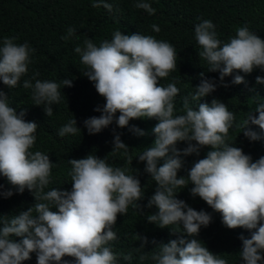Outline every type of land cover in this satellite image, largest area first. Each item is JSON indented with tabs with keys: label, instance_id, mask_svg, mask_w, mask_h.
<instances>
[{
	"label": "clouds",
	"instance_id": "obj_1",
	"mask_svg": "<svg viewBox=\"0 0 264 264\" xmlns=\"http://www.w3.org/2000/svg\"><path fill=\"white\" fill-rule=\"evenodd\" d=\"M92 6H103L109 12L113 7L105 0H96ZM135 7L149 15L156 11L145 0L137 2ZM151 28L160 31L156 24ZM194 31L202 49L199 57L207 61L208 72L219 73L222 86H229L224 79L234 71L244 74H251L256 68L264 71V39L250 32L247 26L236 28L235 35L227 42L218 39L210 20L196 24ZM75 33L74 28H68L67 35L61 39L67 40ZM14 40L4 37L0 41V81L10 89L27 74L35 52L27 42L17 44ZM74 51L86 68L82 74L94 83L97 93L105 100L102 108L95 109L101 115L83 122L89 135L100 133L113 122L124 128L133 119L158 121L152 129L153 144L138 156L139 161L146 162L144 170L157 185L146 207L155 206L158 211L148 215L147 220L178 235L177 239L141 254L140 261L150 258L154 264H228L227 259L209 251L196 238L201 227L212 222V214L197 211L177 198L176 190L191 184V195L199 196L214 212L220 213L225 227L249 230L250 238L239 237L242 241L239 256L244 264H264V156L253 162L241 148L226 142L235 120L227 105L213 99L210 105L199 103L198 110H193L185 98L183 114L175 115L174 99L180 90L175 82L164 86L160 80L176 69V49L152 35H126L116 30L111 40L97 45L87 38L83 47L77 45ZM38 75L24 80L23 88L32 90L34 105H43L46 116L50 117L52 105L61 100V85L72 87V80L42 81L36 79ZM200 76L194 100L208 96L217 88L215 80L208 79L204 73ZM231 83L247 82L237 74ZM256 83L264 84V77L257 76ZM254 111L258 116L250 112L241 126L250 141L261 139L259 133L248 127L250 124L264 132V102H258ZM25 114L23 111L17 114L9 106L5 92L0 90V174L18 193L27 189L35 199L32 206L10 219L0 215V264H22L31 258V253H36L37 264H117L118 256L131 261V252L114 253L110 242L118 238L113 230L118 214L126 215L130 205L140 209L137 202L144 197L140 180L128 168L111 166L106 158L90 153L84 158L68 160L70 191L59 188L45 191L54 164L48 154L31 150L39 125L26 121ZM76 125V119H70L58 130V135L80 133ZM129 130L138 136L145 135L136 126ZM178 142H187V146L178 149ZM203 147L210 148L206 156L193 163L187 176L178 177L183 166L181 157L199 156ZM119 150L127 154L129 147L114 132L112 152ZM161 159L163 163L158 166ZM0 194L11 197L13 192ZM172 225L178 227L170 228ZM13 236L22 239L17 242L11 239ZM138 239L142 243L135 251L149 243L147 237L138 236ZM65 256L72 257V261L65 260Z\"/></svg>",
	"mask_w": 264,
	"mask_h": 264
},
{
	"label": "trees",
	"instance_id": "obj_2",
	"mask_svg": "<svg viewBox=\"0 0 264 264\" xmlns=\"http://www.w3.org/2000/svg\"><path fill=\"white\" fill-rule=\"evenodd\" d=\"M94 2L96 0H0V41L4 37H14L15 43L27 42L35 49L28 72L18 85L10 89L0 81V90L5 92L9 106L16 109L17 114L23 111L26 113V121L39 125L36 143L31 150L48 154L54 164L50 183L45 191L53 188L70 191L71 177L68 173L71 171V165L68 160L84 158L90 153L101 159L106 158L111 166L128 168L130 174L136 175L144 191V197L137 202L140 209L136 210L130 205L126 215L118 214L113 229L118 238L110 242V246L117 254L132 253L131 261H125L118 256L117 264H154L150 258L140 261L139 256L144 252H151L160 243L177 239L178 235L171 234L169 228L161 229L147 220L148 215L158 211L155 206L146 207L157 185L144 170L146 162L139 161L138 156L153 144L155 135L152 129L158 121L155 118L133 119L124 128L113 122L100 133L89 135L83 122L87 118L100 116L101 112L95 109L98 106L102 108L105 100L97 93L94 83L82 74L86 68L81 64L79 54L75 53L74 48L77 45L83 47L87 38L93 39L97 45L103 40H111L112 33L116 30L126 35H152L158 40L169 42L176 49L177 66L168 77L160 80V84L166 86L175 82L180 90L174 99V114H183L185 98L193 110H198L199 103L210 105L213 99L221 101L235 116L226 142L241 148L254 162L264 156V132L258 126L250 124L248 127L261 135L260 140L250 141L244 136L241 126L250 112L258 116L254 111L256 104L264 102V84L256 83V77H264V71L259 68L254 69L251 74L234 71L224 79V83L229 86H222L219 73L208 72L207 61L199 57L198 53L202 49L195 39L194 30L196 24L210 20L215 25L218 39L222 42H227L229 37L234 36L236 28L244 26L264 39V0H145L156 9L153 15L135 7L140 0H105L112 4L111 12L103 6L93 7ZM153 24L159 26L158 33L152 30ZM68 28H74L75 35L67 40L61 39L67 35ZM35 73H39L36 79L42 81L59 83L65 78L72 80V87L61 85V100L52 105L53 113L50 117L46 116L43 105H34L32 90L23 88V81L32 79ZM201 73L208 79L215 80L217 88L208 96L194 100L192 97L200 83ZM237 74L244 76L247 83L232 84L231 81ZM32 82L35 83V80ZM257 95L261 99H258ZM116 115L118 117L119 113ZM74 118L81 132L60 137L58 130ZM132 126L143 130L145 135L138 136L131 132L129 129ZM114 132L120 134L122 142L129 147L127 154L124 150L112 152ZM186 146L187 142L177 144V148L181 150ZM209 150V147H203L199 156H182L183 166L178 171V177L187 176L193 163L204 158ZM162 163L163 159L159 160L158 166ZM0 185H3L0 193L8 190L13 192L11 197L0 194V215L10 219L35 203L32 193L27 189L22 194L18 193L2 174ZM191 187L193 185L189 184L186 188L177 189V198L184 200L197 211L205 210L211 213L213 217L207 227H201L196 238L202 241L209 251L227 259L228 264H244L239 256L242 248L239 237L243 235L250 238L249 230L225 227L221 214L214 212L199 196L193 197ZM52 210L57 211L55 208ZM138 236L147 237L149 243L140 251H135L134 249L140 248L142 243ZM11 239L19 242L22 238L13 236ZM153 240L156 244L152 243ZM30 255L31 258L22 264H37L36 253ZM64 259L72 261L73 258L65 256Z\"/></svg>",
	"mask_w": 264,
	"mask_h": 264
}]
</instances>
